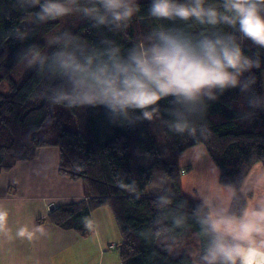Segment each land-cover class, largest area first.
<instances>
[{"label": "clouds", "instance_id": "9594fccd", "mask_svg": "<svg viewBox=\"0 0 264 264\" xmlns=\"http://www.w3.org/2000/svg\"><path fill=\"white\" fill-rule=\"evenodd\" d=\"M12 10L26 21L8 32L20 45L14 60L21 71L46 81L41 95L51 111L102 109L115 126L148 123L156 135L167 130L187 136L192 144L185 151L195 159L185 160L186 166L198 162L211 136L208 110L227 92L240 94L236 120L264 112L258 91L264 87V0H13ZM142 12L152 22L148 31L127 47L113 38L126 36ZM68 17L95 38L63 27L43 43L33 40L41 25ZM158 182L152 193L157 212L146 238L163 240L172 252L174 233L191 223L200 241L193 264H264V163L253 161L225 179L211 162L178 203L167 178ZM117 183L141 195L133 174ZM5 215L0 209V222Z\"/></svg>", "mask_w": 264, "mask_h": 264}, {"label": "trees", "instance_id": "16d2710c", "mask_svg": "<svg viewBox=\"0 0 264 264\" xmlns=\"http://www.w3.org/2000/svg\"><path fill=\"white\" fill-rule=\"evenodd\" d=\"M141 2L147 4V0ZM12 4L13 0H0V87L4 82L10 85V94L0 93V172L37 158L41 149L57 148L60 175L84 182L86 197L60 203L49 213L48 223L86 238L94 231L93 211L107 207L121 234L117 251L122 264H193L200 244L194 224L174 233L177 243L172 252L163 240L144 235L157 212L152 193L161 187L159 177L167 178L175 203L185 199L182 177L191 166L181 167L178 158L182 151L190 149L191 139L167 130L156 135L148 123L136 128L112 125L102 109L51 111L41 95L46 81L32 73H26L20 81L13 79L18 68L14 57L20 45L9 38L8 32L26 21L23 13L12 10ZM59 23L41 25L33 40L43 43ZM72 24L67 27H78L89 40L95 38L86 26ZM151 26L142 12L126 36L113 38L127 47ZM258 91L264 93L263 87L258 86ZM239 95L238 90H230L211 105L206 116L211 136L202 146L225 179L239 174L253 161L264 163V112L250 121L236 120ZM72 124L75 130L69 128ZM125 173L133 174L138 181L139 198L118 186V179Z\"/></svg>", "mask_w": 264, "mask_h": 264}, {"label": "crops", "instance_id": "0c3cea01", "mask_svg": "<svg viewBox=\"0 0 264 264\" xmlns=\"http://www.w3.org/2000/svg\"><path fill=\"white\" fill-rule=\"evenodd\" d=\"M185 155L195 159L189 151ZM211 162L202 146L198 162L194 167L190 162L191 169L182 177L184 188L199 184ZM59 166V150L47 148L41 149L35 160L0 172V209L6 213L0 222V264H65L67 256L71 264H116L119 253L111 247L121 242V234L109 208L93 211L94 231L86 238L46 222L50 207L56 208L57 202L86 197L82 181L62 178ZM52 173L60 180L52 179ZM84 239L91 241L96 257L74 252L76 245H86Z\"/></svg>", "mask_w": 264, "mask_h": 264}, {"label": "rangeland", "instance_id": "374dc122", "mask_svg": "<svg viewBox=\"0 0 264 264\" xmlns=\"http://www.w3.org/2000/svg\"><path fill=\"white\" fill-rule=\"evenodd\" d=\"M60 23L49 33V34H51V33H53L55 30H57V29H59V28H63V27H67L68 25L69 26H74L72 23H76V24H78L79 22L77 21V19L75 18V17H68V18H65L63 21H59ZM48 34V35H49ZM47 35V36H48ZM26 73L27 72H23V71H21L20 70V68L18 67L16 70H15V72L13 73V79L14 80H16V81H20L25 75H26ZM0 93H2V94H5V95H8V94H10V85L8 84V82H4L3 84H2V86L0 87ZM69 128H71V129H73V130H75V126L72 124V125H70L69 126ZM53 150H55V149H53ZM58 150V149H57ZM51 152V151H50ZM53 152V151H52ZM187 152V151H186ZM185 152V153H186ZM40 153V151L38 152V154ZM47 154H49V153H47ZM36 159V158H35ZM35 159H33V160H35ZM188 159V157L186 156V155H184V157H179V163H180V166L182 167V163L184 164V161L185 160H187ZM188 164H190V162L188 163ZM184 166H185V164H184ZM61 177L63 176V175H60ZM51 177H52V179H54V180H60V178L61 177H58V176H56L54 173H52L51 174ZM65 177V176H64ZM63 178V177H62ZM82 184H83V187L85 188V183L84 182H82ZM38 192V191H37ZM81 199V198H80ZM71 200H79V198L78 199H69V200H67V201H63L64 203H66V202H70ZM57 203H61V202H57ZM56 203V204H57ZM50 210L52 211L53 210V207H50ZM50 211V212H51ZM49 212V213H50ZM49 215V214H48ZM47 219H48V216H47ZM46 222H47V220H46ZM50 224V223H49ZM89 239H84V243L86 244V245H84V244H78V245H76L77 246V248L76 249H73L74 250V252H78V253H82V252H85L86 254H92V255H94L95 253V248H94V246H93V244L91 243V241H88ZM115 246H117V244H114ZM114 245H112V247L114 246ZM111 247V248H112ZM115 252H117L118 253V251L117 250H115L114 248H112ZM94 257H96L95 255H94ZM97 259H98V257H97ZM115 260V259H114ZM114 260H112L111 259V261L113 262ZM65 264H71L70 262H69V259H68V256H67V259H66V261H65ZM78 264H81V262L79 261L78 262ZM95 264H99V262H97L96 261V263ZM116 264H122L121 263V260H120V257H118L117 258V261H116Z\"/></svg>", "mask_w": 264, "mask_h": 264}, {"label": "built area", "instance_id": "2783aa9c", "mask_svg": "<svg viewBox=\"0 0 264 264\" xmlns=\"http://www.w3.org/2000/svg\"><path fill=\"white\" fill-rule=\"evenodd\" d=\"M112 248H114L115 250H117V246H115V245Z\"/></svg>", "mask_w": 264, "mask_h": 264}]
</instances>
